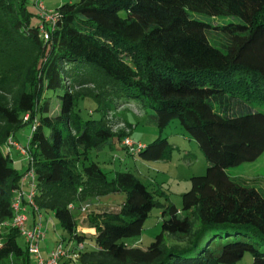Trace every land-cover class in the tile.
<instances>
[{"label": "trees", "instance_id": "trees-1", "mask_svg": "<svg viewBox=\"0 0 264 264\" xmlns=\"http://www.w3.org/2000/svg\"><path fill=\"white\" fill-rule=\"evenodd\" d=\"M27 2L0 0V264H34L12 226L22 173L6 151L25 125L33 205L53 214L73 248L83 245L72 264H237L245 252L264 264V191L227 175L264 153V0L68 1L46 7L56 16L48 40ZM189 13L239 23L211 25ZM210 31L229 37L226 53L210 44ZM85 99L98 119L80 115ZM131 102L160 129L176 121L209 162L190 179L181 209L160 204L132 171L110 177L88 161L123 149L125 133L108 118ZM165 143L142 144L137 156L157 160ZM119 193L118 211L86 216L81 225L93 234L77 230L75 210ZM154 208L159 234L146 249L128 246Z\"/></svg>", "mask_w": 264, "mask_h": 264}, {"label": "rangeland", "instance_id": "rangeland-1", "mask_svg": "<svg viewBox=\"0 0 264 264\" xmlns=\"http://www.w3.org/2000/svg\"><path fill=\"white\" fill-rule=\"evenodd\" d=\"M68 1L76 3L79 0H44V3L48 9H54L55 6ZM27 9L35 15L38 13L33 0H28ZM189 16L198 21L218 26L239 23L238 19L231 17L211 18L199 13H189ZM32 22L35 24L41 23L37 17H34ZM207 38L213 47L222 52H227L230 39L226 34L210 31L207 32ZM56 103H59V101ZM135 104L136 102H131L129 106L126 105L119 108L118 110L121 112L119 116L116 111L110 112L109 117L112 116V120H110L112 125L116 127L119 123H129L132 127L130 137L135 143L139 142L147 145L156 139H165L167 146L163 155L157 160H143L137 155H128L124 149H120V151L112 153L107 151L92 152L88 155V161L97 162L103 171L109 172L110 177L116 171H132L147 189L154 193L155 199L160 204L168 202L181 209V197L190 189V179L194 176L204 175L209 162L204 158L195 141L189 137L176 121L160 129L147 114L150 110L143 109L140 105ZM79 107L80 115L84 119L99 118L100 114L94 111L96 105L92 100H83ZM118 131L120 129L115 130V132ZM30 132V126L25 125L16 133V141L21 147L27 146ZM10 155L13 167L20 173H25V161L22 158L18 159L13 150ZM227 175L238 184L264 191V153L254 162L243 163L238 167L229 169ZM124 201L125 194H111L101 197L99 201L87 207L86 212L75 210L74 214L78 224H82L89 213L118 211ZM41 216L42 231L45 233V240L39 245L41 248L45 246L54 248L58 243L67 241L69 234L60 226L52 213H41ZM26 217L29 219L28 213ZM161 221V209L154 208L144 222L140 235L124 241L130 247L146 249L155 236L159 234ZM29 229L31 228L28 227L27 222L25 223V230ZM21 239L23 240V237ZM251 261L250 253L245 252L237 264H251Z\"/></svg>", "mask_w": 264, "mask_h": 264}, {"label": "built area", "instance_id": "built-area-1", "mask_svg": "<svg viewBox=\"0 0 264 264\" xmlns=\"http://www.w3.org/2000/svg\"><path fill=\"white\" fill-rule=\"evenodd\" d=\"M34 5L38 12V18L41 21L40 32L44 40H48L47 26L52 25L55 21V17L52 12L47 10L44 0H34ZM28 116H25L24 121H27ZM112 120V116L108 118ZM120 129L125 133L121 141L122 148L126 151L128 155L136 156L137 153L144 147L141 143H135L130 138L131 129L126 127L125 124L119 123L116 127H113V130ZM11 150H14L17 155L22 158L26 163V171L22 175V178L19 183V189L15 193V197L12 203V211L14 214L12 220V226L19 230L21 236L24 239V242L27 246V250L31 258L33 259L34 264H60L63 259L74 261L76 260V252L83 249V245L79 244L73 248L72 244L58 243L53 249L48 252L47 257L44 259L41 255L40 243L45 239V233L42 231L41 222L35 223L34 226L25 230V223H27V217L25 211L22 208L23 199H25L27 206H29L32 211L41 217V213L33 205L32 196H33V180L34 174L30 166L29 151L28 147H21L18 142L14 139H9L7 141V153L10 154ZM25 181H29L30 192L27 196L22 191V186ZM71 210L74 207H69ZM87 207L80 208L81 212H86ZM72 249L75 252H72Z\"/></svg>", "mask_w": 264, "mask_h": 264}, {"label": "crops", "instance_id": "crops-1", "mask_svg": "<svg viewBox=\"0 0 264 264\" xmlns=\"http://www.w3.org/2000/svg\"><path fill=\"white\" fill-rule=\"evenodd\" d=\"M126 106V105H125ZM129 106V105H128ZM120 110H116V112L118 113V116L121 114V112H119ZM122 121H124L122 119ZM125 122V121H124ZM127 123V122H126ZM129 124V123H128ZM131 138V137H130ZM15 140H16V137H15ZM16 153V152H15ZM17 155V154H16ZM18 159H20V157L17 155ZM24 173V172H23ZM22 173V174H23ZM22 191L23 193L25 194V196H27L30 192V188H29V185H28V181H25L23 186H22ZM25 201V200H24ZM176 207V206H175ZM22 208H23V211H25L26 215L28 213V216H29V219H27V222H28V227L29 228H32L34 226L35 223H38L39 221L41 222L42 220V216L39 218V215L35 214L32 209L27 206V204L25 202H23L22 204ZM177 208V207H176ZM34 213V214H33ZM77 230L84 233V234H93L94 230L93 229H89V228H85L83 227L81 224H78V227H77ZM45 240V239H44ZM72 244V246L75 245V243L73 241H70L68 242V239L67 241L64 242V244ZM53 249L50 248L49 246H45L43 248L40 247V250H41V253L43 255L44 258L47 257L48 255V252ZM34 263V262H33ZM60 264H72L69 260H66V259H63Z\"/></svg>", "mask_w": 264, "mask_h": 264}]
</instances>
